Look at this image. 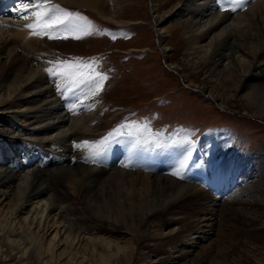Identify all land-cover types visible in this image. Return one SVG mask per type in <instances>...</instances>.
Instances as JSON below:
<instances>
[{
	"label": "bare ground",
	"instance_id": "6f19581e",
	"mask_svg": "<svg viewBox=\"0 0 264 264\" xmlns=\"http://www.w3.org/2000/svg\"><path fill=\"white\" fill-rule=\"evenodd\" d=\"M105 1L53 0L91 9ZM108 1L118 15L121 0ZM22 2L30 0H0V264H32L33 257L37 264H131L133 256L122 252L125 246L102 234L85 235L88 229L74 215L77 204L95 197L91 186L110 172L118 175L122 186L111 194L112 202L127 222L143 213L162 222L144 231L137 242L146 237L170 240L160 259L143 264H192L203 259L212 247L207 241L216 227L218 203L200 188L175 181L155 184L165 177L145 169L139 173L87 163L69 165L73 159L87 158L82 141L96 129L102 105L92 97L77 101L81 90L58 91L60 81L49 76L38 54L44 48L42 37H30L24 27L32 18L22 19L26 14L19 10ZM159 3L151 0L155 14L167 6ZM222 4L226 10H221ZM233 7L226 0H176L161 13L159 28L156 25L159 43L168 37L163 31L166 24L184 20L187 64L202 71L197 87L222 106L236 101L252 108L253 116L264 118V62H260L264 0H240V6ZM164 45L165 55L169 48ZM69 104H76L74 111ZM125 137L116 136L114 141ZM78 171L88 177L65 180ZM217 190L220 194L224 188ZM201 242L206 244L200 246ZM125 243L134 242L127 238Z\"/></svg>",
	"mask_w": 264,
	"mask_h": 264
},
{
	"label": "rangeland",
	"instance_id": "374dc122",
	"mask_svg": "<svg viewBox=\"0 0 264 264\" xmlns=\"http://www.w3.org/2000/svg\"><path fill=\"white\" fill-rule=\"evenodd\" d=\"M120 2L118 15H114L108 0L97 9L57 2L65 9L82 13L99 31L80 40L71 36L68 39L46 36L39 39L44 42V48L38 54L47 68L51 66L49 61L58 58H93L98 62L99 70L108 77L103 91L92 97L102 105L98 125L84 136L83 141H99L113 130L127 133H124L125 138L109 144H112V151L108 150L110 160L106 159L104 164L101 163L103 155L97 163L83 147L87 158H81L79 162L73 159L69 165L87 163V166L96 165L98 169L108 171L119 169L139 173L145 169L152 176L165 177L155 184L174 181L194 184L218 205L216 227L208 234L207 242L212 247L203 259L197 258L192 264H264V222L261 221L264 219V118L253 116L252 108H243L236 101L222 106L197 87L203 79L202 71L187 64L189 52L183 35L184 20L165 25L163 31L168 37L162 43L163 47L160 45L156 30L160 17L176 0H157L159 5L167 4L159 14L154 13L151 0ZM5 19L20 21L13 17ZM164 44L170 51L165 55ZM46 49H50L48 56ZM260 62H264V54ZM121 125L129 127L121 129ZM144 126H147V132L143 131ZM130 131L134 135L129 136ZM207 133L211 134V143L226 138L225 155L213 168L202 163L203 154H207L206 162L215 158L212 151L206 153L202 149L208 143ZM137 139L140 140L138 144ZM156 143L173 148L164 153L157 149L165 147L158 148ZM182 162L185 166L181 175H173ZM183 174L187 176L185 179ZM73 176L88 177L78 171L70 173L65 180L69 181ZM54 186L59 184L54 182ZM75 187L79 189L80 186ZM91 187L95 197L85 204H77L74 210L75 217L88 229L85 235L102 234L119 242L125 246L122 252L133 256L131 264L160 259L169 248V239L146 237L139 242L136 239L143 237L144 231L151 226L162 222L146 213L127 222L126 215L112 202L111 194L122 187L118 175L110 172ZM220 187L224 190L219 194L217 189ZM233 204L236 205L231 208ZM109 210L111 217L107 213ZM92 219L98 223H93ZM188 219L189 215L184 221ZM109 226L118 229L111 230ZM127 238L134 243H125ZM205 244L201 242L200 246ZM31 263L37 264L34 257Z\"/></svg>",
	"mask_w": 264,
	"mask_h": 264
},
{
	"label": "snow or ice",
	"instance_id": "6c2138e0",
	"mask_svg": "<svg viewBox=\"0 0 264 264\" xmlns=\"http://www.w3.org/2000/svg\"><path fill=\"white\" fill-rule=\"evenodd\" d=\"M226 3L234 5L232 10L240 6V0H226ZM19 10L26 13L22 16V19L28 21L30 17L32 18L30 22L24 25L29 30L30 37L46 36L49 39H68L71 36L73 39L80 40L99 31L82 13L65 9L54 3L53 0L22 2ZM221 10H226L223 4L221 5ZM112 38L115 39V35ZM48 63L51 66L46 68L45 71L54 80L60 81L56 86L61 94L65 91L74 94L77 90H81V95L77 97V101L87 97L98 96L103 91L104 81L108 78L105 73L99 70V64L93 58L87 60L85 58L56 59ZM68 107L70 111H74L76 104H69ZM125 127L129 126L121 125V129ZM132 127L136 126L133 125ZM143 131H148L147 126H144ZM123 134L120 130H113V132H109L107 136L99 141H83L82 146L89 150L90 158L95 160L107 150L114 137ZM128 135L132 136L134 133L130 131ZM136 143H140V140L137 139ZM77 146L80 147L81 145ZM165 146L164 144L156 143L158 148ZM184 166L182 162L179 169L172 174L181 175V170Z\"/></svg>",
	"mask_w": 264,
	"mask_h": 264
}]
</instances>
